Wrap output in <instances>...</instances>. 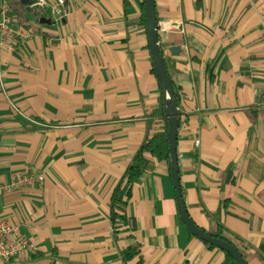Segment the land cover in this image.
Masks as SVG:
<instances>
[{"label":"crops","instance_id":"0c3cea01","mask_svg":"<svg viewBox=\"0 0 264 264\" xmlns=\"http://www.w3.org/2000/svg\"><path fill=\"white\" fill-rule=\"evenodd\" d=\"M5 1L27 36L0 58V186L43 180L0 192V217L30 245L3 264H222L186 230L168 164L150 155L113 231V188L141 143L166 133L142 0ZM154 3L186 211L264 264V0Z\"/></svg>","mask_w":264,"mask_h":264},{"label":"water","instance_id":"95a60500","mask_svg":"<svg viewBox=\"0 0 264 264\" xmlns=\"http://www.w3.org/2000/svg\"><path fill=\"white\" fill-rule=\"evenodd\" d=\"M36 0H21L20 3L27 6L28 11L37 9L35 5ZM144 10V24L147 33L148 47L151 55L153 69L156 74L160 89L165 97V106L163 109V115L166 122V139L169 150V174L175 191V201L177 206L178 215L181 222L185 226L186 230L190 235L196 239L215 247L216 249L228 254L236 264H247L243 259L240 252L229 242L219 240L199 227H197L191 218L189 217L183 199L181 195L180 178L178 174V163H177V136H178V105L177 99L174 95L172 84L168 76L165 64L162 59V49L159 44L158 35V21L155 11L154 0H142ZM40 23L49 24L48 19L41 18ZM179 51V48H170V52L175 54Z\"/></svg>","mask_w":264,"mask_h":264},{"label":"trees","instance_id":"16d2710c","mask_svg":"<svg viewBox=\"0 0 264 264\" xmlns=\"http://www.w3.org/2000/svg\"><path fill=\"white\" fill-rule=\"evenodd\" d=\"M162 59L165 64L163 57ZM165 67L167 70L166 64ZM167 73L170 78L168 71ZM172 88L174 95L177 99V91L173 87V84H172ZM147 155H150L151 157L155 158L157 161H163L166 162L167 164L169 163V150H168V143L165 133L156 134L151 138H146L141 143L138 150L134 154L132 160L130 161L129 165L127 166L121 180L113 188L110 198L109 216L114 234H117L122 227L126 226V207L128 201L132 197L134 187L139 184L141 177L149 171L148 167L150 162L147 158ZM209 235L219 240L227 241L230 244H232L240 252L243 259L245 260V256L243 255L244 252L243 246L240 243H234L228 241L223 236L220 227H218V229L213 233H209ZM208 246L210 248H215L210 245ZM138 253L139 251L137 247L133 249H125L122 251V258L124 261H128ZM222 253L224 254V261L222 262V264H236V262L228 254L224 252Z\"/></svg>","mask_w":264,"mask_h":264},{"label":"built area","instance_id":"2783aa9c","mask_svg":"<svg viewBox=\"0 0 264 264\" xmlns=\"http://www.w3.org/2000/svg\"><path fill=\"white\" fill-rule=\"evenodd\" d=\"M62 4L63 0H57V6ZM35 5L37 9H40L46 5V2L45 0H36ZM51 13L56 16L59 11L54 7ZM26 36V32L15 26L8 3L5 0H0V58L3 51L11 50L19 43V40H23ZM42 180V175L36 176L31 173H23L21 176L12 179L10 185L0 186V192L11 187L32 186L35 182H41ZM29 248L28 241L20 234L19 226L0 217V264L17 259L26 253Z\"/></svg>","mask_w":264,"mask_h":264}]
</instances>
